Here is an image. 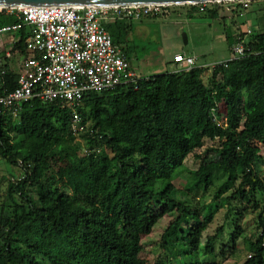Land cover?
<instances>
[{"label":"trees","instance_id":"16d2710c","mask_svg":"<svg viewBox=\"0 0 264 264\" xmlns=\"http://www.w3.org/2000/svg\"><path fill=\"white\" fill-rule=\"evenodd\" d=\"M176 7L174 13L183 15L184 5ZM194 7L186 17L221 18L225 10ZM248 9L231 12H252ZM260 12L264 8L254 12L256 27L246 39L239 25L225 34L229 51L239 37L245 53L211 67L206 82L202 74L208 66L178 70L173 62L171 71L85 92L75 105L83 125L78 137L71 132L70 108L58 101L33 98L15 117L5 111L0 160L19 168L20 176L8 178L0 201V264H139L143 237L166 215L172 219L160 247L168 264H223L242 252L239 264H264V157L257 145L264 147ZM168 14L117 19L105 27L126 55L122 44L134 21ZM13 22L0 12V26ZM28 30L17 31L12 50L25 52ZM19 73L8 64L0 67V93L15 87ZM205 139L215 144L196 155L198 168L186 169L185 159ZM184 172L186 182L177 188L173 181ZM214 173L221 177L216 187ZM221 208L223 221L206 235V256L200 258L206 231ZM248 216L254 232L242 238Z\"/></svg>","mask_w":264,"mask_h":264},{"label":"built area","instance_id":"2783aa9c","mask_svg":"<svg viewBox=\"0 0 264 264\" xmlns=\"http://www.w3.org/2000/svg\"><path fill=\"white\" fill-rule=\"evenodd\" d=\"M224 4L231 5L233 9H247L252 5L264 8V0H225L186 5L204 12ZM168 6L171 5H30L0 8V12L15 18L12 24L0 26V36L17 32L22 27L29 29L25 52L20 54L21 72L16 85L11 91L0 93V117L5 111L15 117L20 106L33 98L43 102L58 101L70 108L71 132L78 137L83 125L75 105L85 92H101L137 80L125 53L113 43L105 23L117 19L138 20L159 14ZM250 32L251 29L247 28L244 39ZM244 39L238 37L232 44L229 59L216 62L211 67L226 65L228 61L243 56L246 49ZM15 52L18 53V50ZM11 55L7 51L5 59L11 58ZM173 62L178 70L199 66L194 56L181 52L174 54ZM4 64V58H0V67Z\"/></svg>","mask_w":264,"mask_h":264},{"label":"rangeland","instance_id":"374dc122","mask_svg":"<svg viewBox=\"0 0 264 264\" xmlns=\"http://www.w3.org/2000/svg\"><path fill=\"white\" fill-rule=\"evenodd\" d=\"M184 6L188 7L189 5ZM176 8V5H171L163 10L164 13L169 11L168 15L156 19H149L146 17L140 21L133 22V29L128 33L125 43H123L122 46L128 57L130 68L139 77L171 71L174 69V54L181 52L194 56L199 65L208 66V69L202 74V78L206 82L210 75L212 64L230 58L231 53L228 49L225 34L235 33L237 25L240 26L239 30L243 32H245L247 28L252 29L253 27H256L257 15L254 13L258 8L256 5L249 7L247 12H249V10H252V12L247 14H236L229 10H223L221 11L222 19L215 15L213 16L204 13H195L192 17H186L184 14L176 15V13H174ZM259 14L264 15V12H260ZM226 26L229 27L227 28ZM17 37L18 33L14 32L4 34L1 38L4 41L11 42ZM119 48L121 49L122 47L120 46ZM3 55V53L0 54V56ZM18 59H20V56L13 53L9 60L10 66L17 71L19 70V65L17 64ZM75 141L79 142V139L76 138ZM214 144L215 141L205 139L203 147L197 149L185 159L184 165L186 169L193 170L198 168L200 160L196 158V155L204 154L205 149ZM257 145L259 146L261 155L264 157V147L259 144ZM74 156H78V153ZM19 176V168L8 166L0 160V201L3 198L2 193L5 195L8 178H18ZM213 177L214 186L216 187L220 183L219 180L221 177L216 173H214ZM186 179L187 173L184 172L178 175L173 183L177 188H182ZM213 189L214 188L205 194L206 197L203 200L204 202L210 201ZM221 202L224 201L221 200ZM224 212L225 209L221 208L218 213H216L213 223L207 229L201 246L202 252L200 258H205L206 256L204 251L206 235L212 234L216 227L222 223ZM171 219V216H164L154 227L151 234L143 237L141 242L142 249L138 259L139 264H168L163 259L164 252L160 247V239L163 230L169 224ZM251 221L252 219L248 216L247 222L250 223V226L246 227V230L241 235L242 238L244 236L246 238L252 237L254 230ZM239 243H242L243 245L242 239H240ZM244 257L245 254L243 252L234 257L229 255L223 260V264H239L243 261Z\"/></svg>","mask_w":264,"mask_h":264},{"label":"water","instance_id":"95a60500","mask_svg":"<svg viewBox=\"0 0 264 264\" xmlns=\"http://www.w3.org/2000/svg\"><path fill=\"white\" fill-rule=\"evenodd\" d=\"M225 0H0V8L19 7V6H49V5H67V6H87L96 5L103 7L124 6V5H186L200 2H214Z\"/></svg>","mask_w":264,"mask_h":264},{"label":"crops","instance_id":"0c3cea01","mask_svg":"<svg viewBox=\"0 0 264 264\" xmlns=\"http://www.w3.org/2000/svg\"><path fill=\"white\" fill-rule=\"evenodd\" d=\"M224 8H225V10H229V11H231L232 9H233V7L231 6V5H229V4H224V5H222ZM192 6H188V7H186V6H184V15H185V11H189V10H192L193 8H191ZM214 7V6H213ZM212 7V8H213ZM194 8H196V7H194ZM197 9V8H196ZM14 33V32H13ZM4 35V34H3ZM3 35H1L0 36V54H4L3 56H0V58H4V61L6 62V64H8V65H10V63H9V60H10V58L9 59H5V55H6V52L7 51H10L11 52V54H13V53H16V54H18L19 56H20V52H19V50H18V53L17 52H15V50H12V47H13V45H14V43L15 42H17V40L19 39V34H18V37L16 38V39H14V41H4L1 37H3ZM6 42V43H5ZM10 43V44H9ZM6 44H8V45H6ZM191 55V54H190ZM20 59H21V56H20ZM20 59H18V61H17V64L19 65V71L21 72V63H20ZM197 61V60H196ZM132 70V69H131ZM133 71V70H132ZM134 72V71H133ZM137 75V74H136Z\"/></svg>","mask_w":264,"mask_h":264}]
</instances>
